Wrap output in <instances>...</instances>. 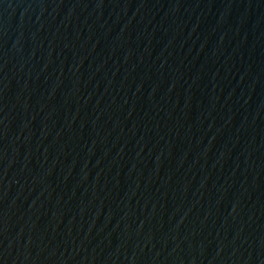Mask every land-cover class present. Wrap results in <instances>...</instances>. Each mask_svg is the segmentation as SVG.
Wrapping results in <instances>:
<instances>
[{"label": "water", "instance_id": "1", "mask_svg": "<svg viewBox=\"0 0 264 264\" xmlns=\"http://www.w3.org/2000/svg\"><path fill=\"white\" fill-rule=\"evenodd\" d=\"M0 264H264V0H0Z\"/></svg>", "mask_w": 264, "mask_h": 264}]
</instances>
